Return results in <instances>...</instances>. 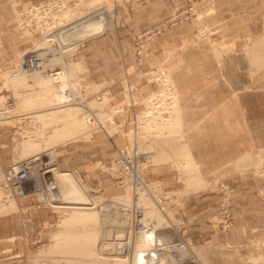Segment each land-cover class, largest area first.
<instances>
[{"label": "rangeland", "instance_id": "374dc122", "mask_svg": "<svg viewBox=\"0 0 264 264\" xmlns=\"http://www.w3.org/2000/svg\"><path fill=\"white\" fill-rule=\"evenodd\" d=\"M212 1L185 0L167 21L144 32L104 34L112 27L121 30L129 25L138 26L132 0H66L60 8L63 21L60 19L53 28L59 36L53 45L46 42L49 36L29 34L22 29L17 14L25 8L19 0H8L7 6L0 4V108L15 109L0 122V127L13 129L15 135L8 136L13 140L9 148L16 147L14 160L7 165L0 163V264H117L104 250L113 248V240L118 239L115 236L123 234L136 206L145 207L144 221L154 229L135 236L143 244L136 252L147 247L143 243L145 236L153 240V232L168 230L171 231L168 240L186 242L188 252H181L191 253L197 264H264V57L254 61L249 48L246 55L251 60L245 64L247 70L229 72L228 47L212 39L208 29L198 25L189 39L178 40L176 55L166 62L151 65L149 61L154 37L177 23L197 18L203 5ZM260 3L264 16V0ZM104 9L108 11L101 32L80 39L85 28L78 25L69 31L68 38L60 34ZM103 37L108 38L106 46H117L124 57L133 58L142 69L141 78L145 82L155 84L152 92L138 99L136 88L125 83L123 101L141 107L129 124L116 117L124 102L113 104L109 88L85 85L80 76L83 68L77 56L79 50L93 39ZM36 49L45 59L50 58L48 53L54 56L42 62L44 69L16 73L17 64ZM58 66L66 71L63 78L70 75L69 80L72 79L73 85L68 89L78 98L76 104L62 102L65 100L62 93L67 90L61 91L54 85L56 79L48 76ZM240 78L246 81L243 85L236 84ZM65 84L69 85V81ZM58 94L61 102L57 100ZM58 108H72L79 122L66 125L65 119H54L51 112L61 110ZM89 110L104 124L98 131L90 129L86 118ZM141 119L146 123L141 124ZM99 133L116 140L118 155L109 172L112 182H97L76 167L68 168L74 157L67 154L64 158L61 153L69 142L78 148L83 144L81 141L92 140ZM123 149L139 155L138 171L147 180L149 196L132 188L140 185L135 177L131 187L125 174L113 168ZM49 151L58 168L73 171L89 196L97 199L92 211L95 217L98 215L96 220L79 221L40 196L44 188L36 186L32 179L33 174L43 171L46 160L41 154ZM29 159L33 160L34 169L21 194L14 179L7 182L3 172L6 174L12 164ZM65 160L67 165H63ZM189 166L194 171L185 169ZM128 192L129 200L120 197ZM50 195L55 201L53 192ZM101 197L104 199L100 200ZM192 197L200 201L190 209L188 201ZM24 207L28 210L39 207L45 213L46 208L55 210V220L53 224L43 222L34 228L31 223L36 220ZM245 207L249 208L247 213L243 212ZM253 208L258 210L257 218ZM154 209L166 219L161 226L159 215L150 213ZM104 211L111 214L103 216ZM116 214L118 220H114ZM240 214L249 223L263 225L259 229L262 237L254 238V234L242 237L235 222ZM106 216H110L107 222L103 221ZM88 234L96 235L94 241L84 239ZM31 237L35 241L31 242ZM124 264H139V258Z\"/></svg>", "mask_w": 264, "mask_h": 264}, {"label": "crops", "instance_id": "0c3cea01", "mask_svg": "<svg viewBox=\"0 0 264 264\" xmlns=\"http://www.w3.org/2000/svg\"><path fill=\"white\" fill-rule=\"evenodd\" d=\"M23 8L36 5L45 0H19ZM185 0H132L133 17L139 22L138 26H128L126 29L108 28L104 34H137L149 30L158 24L167 21L173 10H176ZM8 0H0V4L7 6ZM207 28V34L228 47L227 71L243 73L247 70L246 62L250 58L246 55L250 48L253 60L257 61L264 57V16L260 0H213L211 3L203 5L199 16L193 20H186L169 27L161 35L152 39L150 64L154 62H166L172 56L176 55V49L181 41L190 38V34L195 33L197 26ZM107 37L96 38L86 43L78 52V59L82 65L80 76L85 85L93 86L95 89L109 88L112 95V103L118 104L124 102L122 111L116 114V117L126 123H132L136 113L141 107L136 104L125 103L123 93L125 83L128 82L136 88L135 94L138 99L148 95L155 88V84L145 82L141 78L142 69L138 68L133 62V58L123 55L117 46H106ZM248 57V58H247ZM243 61L245 62L243 64ZM241 76V75H240ZM141 78V79H140ZM245 79H239L237 85H243ZM235 84V85H236ZM140 103V102H138ZM15 133L12 128L0 127V163L7 165L16 157V147L11 148V138ZM115 141L105 137L103 133L96 134L94 139L81 141L83 144L76 148L72 142L68 143L61 153L62 156L68 154L70 158L74 157L68 164L78 168L84 175L92 177L99 182H112L113 176L111 165L118 155L116 152ZM67 155V156H68ZM67 161H63V165ZM73 172V171H72ZM250 194V193H248ZM199 198L192 197L188 201V207L191 209L198 204ZM55 208V206L53 205ZM27 208V207H26ZM24 207V209H26ZM27 211L31 213L36 222L31 226L36 228L44 223L53 224L55 220V210L46 208L45 210L37 207ZM189 209V211H191ZM249 208H243V212ZM254 209V208H253ZM257 208L254 215L257 218ZM34 212V213H33ZM242 212V213H243ZM251 212V209H250ZM252 213V212H251ZM44 214L43 217L41 215ZM245 214V213H244ZM235 221L236 228L242 232L243 238H248L254 234V238L262 237L259 229L263 226L259 223H249L245 217L241 216ZM37 237V236H36ZM31 242L35 241L31 237ZM20 243V242H19ZM33 247V243L31 244Z\"/></svg>", "mask_w": 264, "mask_h": 264}, {"label": "built area", "instance_id": "2783aa9c", "mask_svg": "<svg viewBox=\"0 0 264 264\" xmlns=\"http://www.w3.org/2000/svg\"><path fill=\"white\" fill-rule=\"evenodd\" d=\"M65 4L66 0H49L25 8L17 14L18 23L22 29L29 34H41L44 37L49 36L46 39V42L49 43V45H53L59 37L55 36L57 34H55L56 31L53 30V28L57 23H59L60 19L63 21V16L60 14V8ZM68 50L69 49H63L64 52ZM48 55L51 56L50 58L46 59L50 60L53 58L54 53H48ZM46 59L39 54L37 49L30 51L23 57L19 64H17L16 67L18 70L16 73H19L20 70L27 73L33 71L34 69H44L42 62H46ZM61 68L59 66L54 67L50 70L51 73L49 75L55 76L54 73L60 71ZM65 94L66 97L71 101H76V96L71 95L69 89H67V93ZM14 110V106L13 108H9L7 106L0 108V122L6 118H9L11 114H13ZM86 118L92 132L98 131V129H101L104 125L101 121H99V118L93 111L89 110L86 114ZM109 122L111 124L114 123L112 119H109ZM139 158V155L135 153L134 150L130 151L123 149L120 151L118 160L113 164V168H115L117 171H122L125 174V179L128 181V184H130L131 187L133 186L132 182H134L133 179L135 177L137 179L136 183L140 185L139 187L136 186L132 188H136V190H138L136 193L149 196L150 192L148 189L149 185L147 180L145 176L140 174L138 171V167L141 165ZM32 161L33 160L30 159L18 161L7 169L8 173L5 174V172H3L7 182L14 179L15 188L17 191H20L21 194H23V187L25 186L24 184L29 177V173L32 172L33 164L30 163ZM144 212V206H136L132 214L127 213L132 217L131 222L127 226L123 227V234H121L120 237L116 235L115 238L118 239L113 240V242H115V246L117 242L123 243L124 245L122 246V249H117L115 246H113L112 249L107 248L104 250L106 253L110 254L113 258H116L117 255L126 254L127 258L130 259L134 258L136 254L140 253L139 249L141 247L143 248V246L140 245L143 244H140V240L138 241L135 236L139 234L143 235L149 230L151 231L153 229L150 224H147L144 221ZM143 241V243H145L144 246H147L142 251L143 256L146 258L155 257L154 260L157 264H197L195 258L191 256V253H187L185 255L182 254L181 251L187 250L188 252V244L186 242L181 240H169L164 242L159 241V239L152 240L147 236H145ZM137 248L139 249L136 252L135 250ZM153 251L157 253V256L153 255L155 253ZM148 258L146 262L149 261Z\"/></svg>", "mask_w": 264, "mask_h": 264}, {"label": "bare ground", "instance_id": "6f19581e", "mask_svg": "<svg viewBox=\"0 0 264 264\" xmlns=\"http://www.w3.org/2000/svg\"><path fill=\"white\" fill-rule=\"evenodd\" d=\"M107 11L108 10H106V9H104V10H101L100 12H96L95 13V15L91 18V19H85V20H83V21H81V22H78L77 24H75V25H73V26H70L69 28H67V29H65V30H63V31H61V33L60 34H63V35H65V37L66 38H68L70 35V30H72V29H74V28H76V27H78V25H81V27H84L85 28V30H84V33L82 34V36H81V38L80 39H84V38H86V37H88V36H90V35H93V34H95V33H98V32H101V30L103 29V27H104V21H103V19H104V17L106 16V14H107ZM90 18V17H89ZM88 25V27H86ZM57 36V35H56ZM72 43V42H71ZM71 45V44H70ZM67 52V51H66ZM62 55V54H61ZM58 57H60V55L58 56ZM61 59H63V58H61ZM65 59V58H64ZM43 65V64H42ZM63 67V66H62ZM37 70V69H36ZM63 68H61V70L60 71H58V72H56V73H54V75L55 76H50V75H48V76H50L51 78H53V79H56L55 80V82H54V85H57V87H60L61 88V91H64V90H67L68 89V87L70 88L72 85H73V82H72V79H70L69 80V77H70V75L69 74H67V75H69V77L68 78H63V77H65V73L64 72H66L65 70H63ZM68 73V72H67ZM61 78H63V79H61ZM67 81H69V85H67V84H65V82H67ZM65 84V85H64ZM57 89V88H56ZM70 91H71V89H70ZM72 95V94H71ZM74 95V94H73ZM75 96V95H74ZM62 98H65V100H63L62 102H65V103H69V105H71V104H76V103H74L73 101H71L70 99H68L67 97H66V94L65 93H62ZM76 99H78V98H76ZM57 100H59L60 102H61V95L60 94H58V97H57ZM58 109H61V108H58ZM71 109L72 108H64V109H61V110H56V111H53V112H51V113H53L52 115L54 116V119L56 118L57 120H59V119H65V120H62V121H65V124L67 125V124H75L76 123V121H78V120H76L75 118H74V116H77V115H73L72 113V111H71ZM74 109V108H73ZM74 114H75V111H74ZM77 114V113H76ZM49 115V114H48ZM52 118V117H51ZM141 118H143V117H141ZM81 119V118H80ZM46 120V119H45ZM56 120V121H57ZM144 119H141L140 121H141V124H143V123H146L145 121H143ZM52 121H54L53 120V118H52ZM79 122V121H78ZM147 123H148V121H147ZM151 123V122H150ZM64 124V125H65ZM77 125V124H76ZM75 125V126H76ZM77 127V126H76ZM56 128V127H55ZM74 129V128H73ZM54 131H56V130H54ZM44 132V131H43ZM71 134V133H70ZM50 137H51V135H50ZM41 143H42V141H41ZM35 144V143H34ZM33 144V145H34ZM40 144V143H39ZM42 145V144H41ZM35 146V145H34ZM36 146L39 148V146H38V144H36ZM36 147V148H37ZM41 147V146H40ZM31 148V147H30ZM32 148H35V147H33L32 146ZM31 148V149H32ZM36 148H35V150H36ZM37 148V149H38ZM42 148V147H41ZM40 148V149H41ZM30 149V150H31ZM39 149V150H40ZM48 149V148H47ZM28 150V149H27ZM34 150V151H35ZM46 150V149H45ZM187 150V149H186ZM185 150V151H186ZM52 152V151H51ZM51 152L49 151V152H44V153H46V154H43L42 152V156H43V158H44V163H43V165H44V167H43V171L42 172H36V174H33V181H34V184L36 185V186H41L42 185V187L44 188V191L45 192H43L40 196H42V197H44V198H46L47 200H49L50 202H53L54 203V206H55V208H57V209H60V210H63V211H66V212H68V215H71L72 217H76V218H78L79 219V221H84V222H86V221H94V219L96 220V217L98 216H94L93 214H92V211H94V208H95V204H97L96 203V201H97V199H95L96 201H94L90 196H89V194H88V191H87V189L82 185V183L80 182V180L78 179V177L73 173V172H69V171H65V170H61V169H59L58 168V166L56 165V163H54V159H55V157L54 156H52L53 154H51ZM32 153V152H31ZM189 154H187V156H188ZM39 157V156H38ZM184 157V156H183ZM191 157V156H190ZM192 158V157H191ZM182 159V158H181ZM185 160H186V158H184ZM183 159V160H184ZM189 158H187V161H189L188 160ZM186 161V162H187ZM181 162H183V161H181ZM193 162V161H192ZM31 163V162H30ZM189 163H191L190 161H189ZM32 164V163H31ZM183 166V165H182ZM192 166H194L193 164H192ZM184 167V166H183ZM33 169H34V167H32V172H33ZM185 169H191V170H193L194 171V168L193 167H191V166H189V167H185ZM47 171V172H46ZM32 172H30L29 173V177H30V175H31V173ZM44 172H46L47 174H46V180L44 179ZM44 173V174H43ZM51 174H52V176L53 177H51ZM28 177V178H29ZM51 177V178H50ZM27 178V179H28ZM25 184H26V182H25ZM24 184V185H25ZM39 184V185H38ZM50 192L52 193L53 192V194L55 195V197H56V200L55 201H52L50 198H51V195H50ZM129 193V192H128ZM127 193V194H128ZM53 195V196H54ZM130 193L128 194V195H121L120 197H122V198H124L125 200H129L130 199ZM117 198V197H116ZM115 198V199H116ZM129 198V199H128ZM102 199H104V198H102L101 197V199L100 200H102ZM117 199H119V197L117 198ZM49 202V203H50ZM124 203H126V202H124ZM128 203V202H127ZM126 203V204H127ZM105 208V207H104ZM96 211V210H95ZM153 216H156V215H159V218H160V220H159V223H158V226L160 225H163L164 224V222H162L163 220H166V219H162L160 216H162L159 212H158V210L157 209H154V210H152L151 212H150ZM102 214H103V216H105V215H108V214H111V213H106L105 211H104V213L102 212ZM150 214V215H151ZM172 214V213H171ZM117 215V216H116ZM115 215V217H114V220H118V214H116ZM152 215H151V217H152ZM164 216V215H163ZM162 216V217H163ZM70 218V217H69ZM110 218V216L109 217H105V218H103V221H105V222H107L106 221V219H109ZM166 218V217H165ZM100 219V218H99ZM75 220V219H74ZM166 224V223H165ZM111 226V225H110ZM153 228V227H152ZM160 228V227H159ZM155 229H156V227H155ZM164 229V228H163ZM154 230V229H153ZM109 231V230H108ZM112 232V231H111ZM167 232V233H166ZM153 233H155V236H154V238L153 239H159V241H164V242H166V241H169L168 240V238L170 237H168V233L170 234L171 233V231H168V230H162V232L160 231H158V230H156V232H153ZM112 234H113V232H112ZM114 235V234H113ZM112 235V236H113ZM171 235V234H170ZM156 236H157V238H156ZM173 236V235H172ZM95 237H96V235H87L86 237H84V239L86 240V241H88V242H90V241H92L93 239H95ZM98 237V236H97ZM99 238V237H98ZM97 238V240L99 241V239ZM94 241V240H93ZM96 241V240H95ZM102 242V241H101ZM100 242V243H101ZM105 244H103V246H104ZM114 245H115V243H114ZM113 245V246H114ZM124 244L123 243H121V242H118L117 243V246H116V248H119V249H122V246H123ZM77 246V245H76ZM108 246V245H107ZM106 247V246H105ZM125 248V247H124ZM149 249V248H148ZM144 250V249H143ZM153 252H155V251H153ZM193 252V251H192ZM156 253V252H155ZM136 257H138L139 258V264H157L156 263V261L154 260V258L155 257H153V258H151V257H147L148 259H149V261H147L146 262V260H147V258L146 257H144L143 256V252L142 251H140V253H138V255H135L134 256V258H132V259H130V258H127V256H126V254H124V255H118V257H116L115 258V260H113V261H115V262H117V264H124V263H126L127 261H132V260H134ZM101 258H102V256H101ZM103 259V258H102ZM151 259H153V260H151ZM255 260L257 259V258H254ZM253 260V259H252ZM151 261H153V263H151ZM257 261H258V259H257ZM256 261V262H257Z\"/></svg>", "mask_w": 264, "mask_h": 264}]
</instances>
